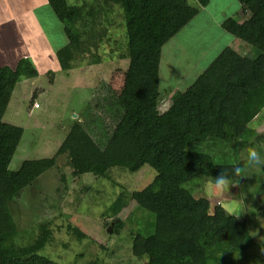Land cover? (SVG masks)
<instances>
[{"label":"trees","instance_id":"16d2710c","mask_svg":"<svg viewBox=\"0 0 264 264\" xmlns=\"http://www.w3.org/2000/svg\"><path fill=\"white\" fill-rule=\"evenodd\" d=\"M112 1L121 12L127 66L117 94L123 113L104 146L81 124L73 123L50 158L24 160L15 171H9L23 130L3 123L2 116L16 83L37 78L38 72L27 58L19 59L13 68L0 67V264H54L37 253L51 235L44 225L30 244H8L15 226L7 203L55 166L62 154L75 178L90 174L108 180L112 168L134 173L143 165L155 172L149 185L129 194L138 209L153 217L148 228L132 236L134 258H144L145 264H234L255 246L245 221L218 204L209 212L208 200L194 198L184 186L198 178L213 180L222 170L228 172L232 183L239 178L232 167L240 163H215L210 153L196 150L200 144L222 143L258 152L264 146L262 136L251 141L242 138L248 123L264 108V0H235L241 22L228 17L220 24L222 31L249 46L255 55L247 57L224 47L161 110V48L208 0H193V5L187 0ZM46 2L65 38L64 45L55 51V63L59 70L67 71L82 51L80 36L85 32L94 43L92 32L90 27L76 32L80 21L83 28L89 26L78 8L69 7L65 0ZM194 145L198 147L192 149ZM122 205L118 196L109 209L116 214ZM120 227L119 220L110 226L113 232ZM66 229L77 239L84 237L75 228Z\"/></svg>","mask_w":264,"mask_h":264},{"label":"rangeland","instance_id":"374dc122","mask_svg":"<svg viewBox=\"0 0 264 264\" xmlns=\"http://www.w3.org/2000/svg\"><path fill=\"white\" fill-rule=\"evenodd\" d=\"M65 1L69 7L79 9L81 18H90L85 20L89 24L87 28H83L80 21L75 30L88 31L90 27V38L94 43L89 41L85 32L82 33L79 57L69 70L61 71L47 55L46 46L41 47L62 45L61 29L56 30L61 24L52 13L47 11L53 26L47 20V14L43 19H37L40 15L35 17L38 10L34 9L40 4L39 0H22V5L26 6L23 10L32 6L33 10L20 13L18 2L21 0H0L3 19L19 13L15 16L18 22L15 27L3 21L0 38L6 44L3 48L0 46V64L13 67L15 63H11L18 56L10 53L11 50L19 45L28 49L33 46L34 53L24 57L38 72L37 79H20L16 83L2 116L3 123L23 130L8 165L9 171H15L24 160L50 158L73 123L81 124L100 146H104L123 113L117 101L127 66L120 10L117 7L113 16L105 21L102 12L106 0ZM9 3H13L11 7L7 6ZM187 3L193 5V0H187ZM209 3L216 21L222 19V13L238 19L240 9L234 0H210ZM194 18L162 46L160 95L166 94V83L171 89L175 84L178 91L183 90L226 46L239 43L244 50L238 49L237 53L243 52L247 57L256 53L225 32L217 36L220 29L205 19L203 13ZM41 53L43 63L39 60ZM171 97L167 100L169 103ZM34 103L38 105L37 109H33ZM158 105V110H161L165 104L160 100ZM246 129L248 131L242 138L251 141L255 136H262L264 139V108ZM260 147L264 158V146ZM196 150L210 153L213 162L218 164H241L242 175L223 191L215 187L212 179L203 178L194 179L184 188L194 198L207 199L209 212L218 204L228 214L245 221L255 246L249 255L244 252L245 256L234 264H264V170L248 164L245 147L236 149L222 143H206L200 144ZM70 173L67 157L59 155L55 166L44 171L7 203L15 226L8 244L14 247L30 244L38 235L40 226L44 225L51 235L37 253L54 264H145L144 258L137 259L131 255L130 245L133 234L148 228L153 217L138 209L129 194L149 185L155 172L147 165L134 173L112 168L108 180L90 174L75 178ZM118 196L123 205L116 214H112L109 207ZM116 220L121 223L120 229L109 231ZM66 226L77 229L84 237L77 239Z\"/></svg>","mask_w":264,"mask_h":264},{"label":"crops","instance_id":"0c3cea01","mask_svg":"<svg viewBox=\"0 0 264 264\" xmlns=\"http://www.w3.org/2000/svg\"><path fill=\"white\" fill-rule=\"evenodd\" d=\"M27 1H29V0H27ZM40 1V4H38V5H36L35 7H36V9H34V10H38L37 11V13L35 14V17H37V16H39V18L37 17V19H43L44 17L46 18V14H47V11H50V13H51V10L49 9V7H48V5H47V2H46V0H39ZM235 1V0H234ZM2 2H3V0H2ZM112 2H114V1H112V0H106V5H105V9H103V12H102V18H104V20L105 21H107V19L110 17V15H112L113 16V14H114V12L116 11V8L118 7L117 5H115L114 3H112ZM210 0H208V3H207V5L205 6V7H201V8H199V10H198V12H197V14H196V16H195V18L196 17H198L201 13H203L204 15H205V19H207V20H209V21H211L212 22V24L216 27V28H218V29H220V33L219 32H217L216 34H217V36H221V33L222 32H224V31H222V29H221V27H220V24H221V22L225 19V18H228L229 16H227V15H225L224 13H222V15H221V20L220 21H216V17H213L212 16V11H213V9H211V8H209V5H210ZM20 3V5H18V7H19V9H20V11H18L19 13L22 11V12H26V11H28V12H31L32 10H33V6L32 7H30V9L29 8H27L26 10H23V9H25L26 8V6L24 7L23 5H22V0H21V2H18V4ZM13 3H9L7 6L8 7H11V5H12ZM237 5V7H239L238 6V4H236ZM28 7V6H27ZM207 7V8H206ZM209 8V9H208ZM47 9H49V10H47ZM119 9V8H118ZM120 10V9H119ZM3 12V9H2V11L0 10V13H2ZM19 13H17L16 15H18ZM234 14H236V12H234ZM15 15V16H16ZM37 15V16H36ZM15 16H11V17H9L8 19L7 18H5V19H3V17L2 16H0L1 18H0V30H3L2 29V27L4 26V20L6 21L5 23H8L10 26H12V27H15V25L14 24H16V25H18V22H17V19L15 18ZM33 16V15H32ZM240 16V15H239ZM238 16V17H239ZM88 20H90V18L89 17H86ZM85 18V19H86ZM194 18V19H195ZM242 19V18H241ZM241 19L239 18V19H237V22H241ZM47 20L49 21V22H51V18L49 17V15L47 14ZM52 23V26H53V22H51ZM8 25V28H10V26ZM11 27V28H12ZM59 30V29H61L60 31H61V33H62V26L61 27H59V26H57L56 27V30ZM41 34H43L44 35V33H42L41 32ZM63 34V33H62ZM3 37H5V36H3ZM234 41V40H233ZM60 42H62V45L60 44ZM59 42V44L60 45H58L57 47H53V48H50L49 46H47V45H41V47L42 48H45V46H46V48H45V50H47L48 51V53H47V55L49 56V58L50 59H52V60H54L55 61V51L57 50V49H59L60 47H62L63 45H64V43H65V38H64V36H63V38H62V41H60ZM43 43V42H42ZM6 44V42L5 43H3L2 41H1V38H0V46H1V48H3L4 47V45ZM47 44V43H46ZM234 48H233V47ZM231 46V48L235 51V52H237V50L238 49H242V51L244 50V48H242V46L238 43V44H236L235 46L234 45H232ZM33 47V46H32ZM32 47L31 48H26V47H24L23 48V46L21 45H19V46H17V48L15 49V50H11V52L10 53H14V56H18V58L19 59H24L25 57V55H27V57H30V53H34V51L32 50ZM162 49V48H161ZM9 50H3V52H8ZM39 54H40V51H39ZM160 54H161V51H160ZM202 54H205V53H202ZM239 54H241V55H243V52L242 53H239ZM39 56V55H38ZM41 57H39V60L41 59V61H42V63H43V61H44V56H43V54L41 53V55H40ZM17 58V60H14V61H12V63L11 64H13V63H15L14 64V66L16 65V63H17V61L19 60ZM47 58V57H46ZM161 61H163V57H162V59H161V56H160V60H159V67H160V64H161ZM33 65V64H32ZM194 65H196V63L194 64ZM1 66H5V67H7L6 65H4V64H0V67ZM13 66V67H14ZM34 66V65H33ZM13 67H11V68H13ZM10 68V67H9ZM35 68V67H34ZM34 79H37V78H34ZM158 92L160 93V81H161V76H160V73H159V68H158ZM27 81V80H26ZM30 85H32L31 83H29V86ZM26 87V86H25ZM173 88L171 89L170 88V86H167V83H166V89H165V91H166V94H161L160 95V100L165 104L162 108H164V107H166L167 106V104H169V102L167 101L168 100V98H170L171 97V95L172 94H179V93H181L183 90H181V91H178L176 88V85L174 84V86H172ZM168 92H170L171 94H169L168 95ZM11 98V97H10ZM161 108V109H162ZM252 120H254V119H252ZM251 120V121H252ZM250 121V122H251Z\"/></svg>","mask_w":264,"mask_h":264},{"label":"clouds","instance_id":"9594fccd","mask_svg":"<svg viewBox=\"0 0 264 264\" xmlns=\"http://www.w3.org/2000/svg\"><path fill=\"white\" fill-rule=\"evenodd\" d=\"M247 161L249 165L257 166L264 170V158L261 157L260 152H258L255 148L249 149ZM232 172L235 176H241L243 173V168L239 165H234L232 167ZM213 183L215 187L221 191L229 188L231 180L229 178L228 172L226 170H222L218 176L213 177Z\"/></svg>","mask_w":264,"mask_h":264},{"label":"built area","instance_id":"2783aa9c","mask_svg":"<svg viewBox=\"0 0 264 264\" xmlns=\"http://www.w3.org/2000/svg\"><path fill=\"white\" fill-rule=\"evenodd\" d=\"M32 107H33L34 109H36V108H38V105H37L36 103H34V104L32 105Z\"/></svg>","mask_w":264,"mask_h":264},{"label":"water","instance_id":"95a60500","mask_svg":"<svg viewBox=\"0 0 264 264\" xmlns=\"http://www.w3.org/2000/svg\"><path fill=\"white\" fill-rule=\"evenodd\" d=\"M109 231L111 230V228L108 229Z\"/></svg>","mask_w":264,"mask_h":264}]
</instances>
